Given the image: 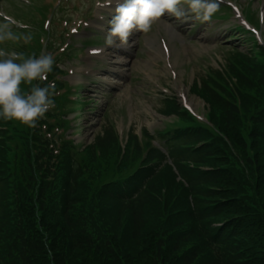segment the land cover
Masks as SVG:
<instances>
[{"label":"trees","instance_id":"trees-1","mask_svg":"<svg viewBox=\"0 0 264 264\" xmlns=\"http://www.w3.org/2000/svg\"><path fill=\"white\" fill-rule=\"evenodd\" d=\"M192 92L208 122L166 97L161 113L181 123L156 131L159 145L142 151L131 128L123 150L102 128L88 151L140 164L95 188L67 143L58 155L38 136L45 121L15 156L0 118V264H264V46L235 49L229 70L211 69Z\"/></svg>","mask_w":264,"mask_h":264},{"label":"rangeland","instance_id":"rangeland-1","mask_svg":"<svg viewBox=\"0 0 264 264\" xmlns=\"http://www.w3.org/2000/svg\"><path fill=\"white\" fill-rule=\"evenodd\" d=\"M216 1L221 4H218L217 9L222 11H215L209 21L201 22L191 16L178 20L165 14L152 25L150 31L133 32L130 41H135V44L130 48L105 45L108 22L115 15L117 4L107 6L106 0H69L66 3L67 9L61 14L64 21L59 27L55 25L59 31L77 26L78 32L68 38L76 37L73 41L77 48L70 51L71 55L67 58L61 57L59 63L64 72L59 73L55 61L48 74L50 77L41 84L55 85V95L52 97L54 107L48 111L55 114L56 118L48 119L47 111L42 119L52 125L50 136L45 129H41L38 136L53 142L55 150H61L62 143L67 141L77 159L83 162L93 188L126 177L140 164L138 158L120 166L117 152L103 156L99 149H96L95 155L91 150L88 151V146L107 124L113 125L119 132L123 143L127 141L129 130L132 127L136 129L141 136L144 151L145 143L149 145L152 142L145 135L147 131L159 141L156 131L171 129L181 123L175 115L160 113L165 105L162 99L166 95L179 98L197 118H205L204 100L192 93L194 82L209 74L211 69L223 68L228 71L229 61L235 53L233 48L247 51L254 42L250 32L236 26L242 22L240 13L222 8L226 0ZM231 1L239 6L244 15L248 8L257 11L262 19L261 25H256L259 29L258 38L263 42L264 0ZM60 4L61 0H0V12L3 10L8 17L23 26H29L28 29L17 28L18 33L30 32L32 37L41 39L47 37L48 31L47 26L41 25L47 17L55 21ZM225 11L228 12L226 15L218 16L225 14ZM225 40H229L230 44ZM37 41L32 39L26 44H36ZM81 41L86 46L80 50ZM21 44H25L23 40L8 41L0 44V48L5 51L11 48L17 50ZM65 45L59 47L60 41L55 40L53 48L49 49L52 51L47 53L55 58L56 53L62 52ZM95 48L98 49L96 53L92 52ZM65 79L78 89L74 92L68 90L70 85L66 81L61 82ZM72 93H75L76 99L71 97ZM30 128L10 120L4 136L12 155L25 152L27 140L24 131ZM94 203L95 200L89 197L85 210H90Z\"/></svg>","mask_w":264,"mask_h":264},{"label":"clouds","instance_id":"clouds-1","mask_svg":"<svg viewBox=\"0 0 264 264\" xmlns=\"http://www.w3.org/2000/svg\"><path fill=\"white\" fill-rule=\"evenodd\" d=\"M111 3L112 0H106L107 6ZM217 8L216 0H123L117 4L115 15L108 22L105 45L130 48L135 44V41H130L133 32L150 31L152 25L165 14L178 20L191 16L206 22ZM14 23L11 17L0 19V44L21 40L29 43L32 40L30 32H14ZM23 27L28 29L29 26ZM54 63L51 54L26 55L15 51L9 53L0 48V118L36 127L37 121L54 107V83L41 86Z\"/></svg>","mask_w":264,"mask_h":264}]
</instances>
